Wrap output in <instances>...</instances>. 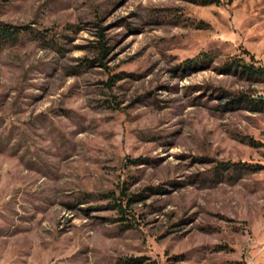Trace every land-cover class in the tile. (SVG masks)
I'll use <instances>...</instances> for the list:
<instances>
[{
    "label": "rangeland",
    "instance_id": "rangeland-1",
    "mask_svg": "<svg viewBox=\"0 0 264 264\" xmlns=\"http://www.w3.org/2000/svg\"><path fill=\"white\" fill-rule=\"evenodd\" d=\"M0 24L28 27L0 41V264H264V78L234 66L264 67V0H0Z\"/></svg>",
    "mask_w": 264,
    "mask_h": 264
},
{
    "label": "trees",
    "instance_id": "trees-1",
    "mask_svg": "<svg viewBox=\"0 0 264 264\" xmlns=\"http://www.w3.org/2000/svg\"><path fill=\"white\" fill-rule=\"evenodd\" d=\"M193 3L201 4V5H207V4H212V3H219V0H190ZM27 26H16V25H10V24H0V41H6L8 39H14L19 33H21L23 30H27ZM100 48V52L104 53L106 52L105 45L100 43L98 46ZM193 63H197L196 60L194 59H187L185 63H183L185 66H191ZM233 65V64H232ZM242 72L248 73L250 75L256 76L258 78H264V67L262 66H252V65H247V64H242L240 62H237L236 65H234ZM111 84L115 80L114 77H111ZM236 100V98L233 99V101ZM238 100V99H237ZM258 103H261L264 105V98H260ZM249 143L251 145H254V141L252 139H249ZM138 195H131L127 198L128 202H131L134 200ZM116 206L120 207L121 202H115ZM121 212L124 213L125 211L121 209ZM126 218L125 216H121V219ZM127 227V226H126ZM131 264V263H130Z\"/></svg>",
    "mask_w": 264,
    "mask_h": 264
}]
</instances>
